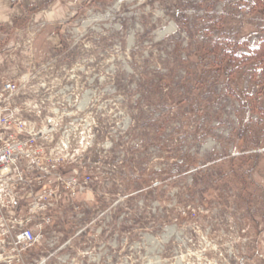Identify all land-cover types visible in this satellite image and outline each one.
<instances>
[{"label":"rangeland","instance_id":"rangeland-1","mask_svg":"<svg viewBox=\"0 0 264 264\" xmlns=\"http://www.w3.org/2000/svg\"><path fill=\"white\" fill-rule=\"evenodd\" d=\"M3 28L0 80L91 177L9 264H264V0H34Z\"/></svg>","mask_w":264,"mask_h":264},{"label":"built area","instance_id":"built-area-1","mask_svg":"<svg viewBox=\"0 0 264 264\" xmlns=\"http://www.w3.org/2000/svg\"><path fill=\"white\" fill-rule=\"evenodd\" d=\"M40 105L26 99L20 82L0 80V262H23L35 230L49 227L61 203L73 206L91 181L73 170L72 144L53 134Z\"/></svg>","mask_w":264,"mask_h":264},{"label":"crops","instance_id":"crops-1","mask_svg":"<svg viewBox=\"0 0 264 264\" xmlns=\"http://www.w3.org/2000/svg\"><path fill=\"white\" fill-rule=\"evenodd\" d=\"M34 0H0V28L7 29L17 17L22 6L33 3Z\"/></svg>","mask_w":264,"mask_h":264},{"label":"trees","instance_id":"trees-1","mask_svg":"<svg viewBox=\"0 0 264 264\" xmlns=\"http://www.w3.org/2000/svg\"><path fill=\"white\" fill-rule=\"evenodd\" d=\"M263 58H264V43L260 44L256 48L251 49L249 53L241 55L242 62H248L251 60H262Z\"/></svg>","mask_w":264,"mask_h":264}]
</instances>
